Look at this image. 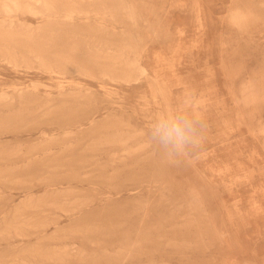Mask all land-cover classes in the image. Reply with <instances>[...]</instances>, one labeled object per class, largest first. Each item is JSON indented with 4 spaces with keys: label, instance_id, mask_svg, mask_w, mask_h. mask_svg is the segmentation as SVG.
Wrapping results in <instances>:
<instances>
[{
    "label": "rangeland",
    "instance_id": "obj_1",
    "mask_svg": "<svg viewBox=\"0 0 264 264\" xmlns=\"http://www.w3.org/2000/svg\"><path fill=\"white\" fill-rule=\"evenodd\" d=\"M49 1L0 12V264H264V0Z\"/></svg>",
    "mask_w": 264,
    "mask_h": 264
},
{
    "label": "clouds",
    "instance_id": "obj_2",
    "mask_svg": "<svg viewBox=\"0 0 264 264\" xmlns=\"http://www.w3.org/2000/svg\"><path fill=\"white\" fill-rule=\"evenodd\" d=\"M191 102V98L186 101ZM206 127L202 113L185 108L157 115L147 134L163 155L175 160L198 152L205 139Z\"/></svg>",
    "mask_w": 264,
    "mask_h": 264
},
{
    "label": "bare ground",
    "instance_id": "obj_3",
    "mask_svg": "<svg viewBox=\"0 0 264 264\" xmlns=\"http://www.w3.org/2000/svg\"><path fill=\"white\" fill-rule=\"evenodd\" d=\"M121 2H125V0H120ZM37 2H39L40 3V7H48V6H52V3L49 1V0H10L9 2H7V0H0V9H1V14L3 13V15L5 16V13L7 14L9 11H11V10H13V11H16L17 9H20L21 11L23 10V11H31V12H38V11H41L40 9H38V7H37V5H36V3ZM131 4V3H130ZM128 5V4H127ZM131 9V8H130ZM22 11V12H23ZM53 11H55V9L53 10ZM72 11H70L69 13H71ZM134 12V11H133ZM43 13V15H45V13L44 12H42ZM73 13V12H72ZM71 18V17H70ZM131 19H132V16L130 17ZM134 19V18H133ZM61 20V19H60ZM128 20V19H127ZM5 21V18H3V19H1L0 20V38H4L5 36H3V35H10V30H8L6 27H5V25L3 24V22ZM10 22V21H9ZM54 22H56V21H54ZM11 23V22H10ZM56 23H58V22H56ZM60 23V25H61V22H59ZM62 23H65V22H62ZM134 23V22H133ZM134 26V25H133ZM57 27H58V25H57ZM60 28V27H59ZM61 29H63V27L61 28ZM196 29V28H195ZM66 30L67 29H65V32H66ZM69 30V29H68ZM70 31V30H69ZM93 31V30H92ZM99 30H97V31H95L96 33L98 32ZM9 32V33H8ZM62 32V31H61ZM64 32V33H65ZM68 32V31H67ZM110 32V31H109ZM106 33V32H105ZM108 33V32H107ZM183 33V32H182ZM125 34V33H124ZM62 35V34H61ZM129 35V34H128ZM56 38V37H55ZM20 39V38H19ZM22 40V39H21ZM0 41H2V40H0ZM51 41V40H50ZM33 42V41H32ZM58 42H61V41H58ZM19 44V43H18ZM53 44V43H52ZM87 44V43H86ZM89 44V43H88ZM98 45H99V43H97ZM5 44H3V43H0V49L2 50V51H4L3 53H5L7 56H9V57H14V54H12V53H10L8 50H6L7 48L4 46ZM31 45V44H30ZM54 45H56V44H54ZM95 45V44H94ZM93 45V46H94ZM59 46V47H58ZM60 46L61 45H58L57 44V47H55V48H60ZM85 46V45H84ZM84 46H82V47H80L79 46V48L80 49H84L85 47ZM86 46H89V45H86ZM21 47H23V46H21ZM64 46H62V48H63ZM76 47H78V46H76ZM95 47V46H94ZM104 47V46H103ZM61 48V49H62ZM75 48V47H74ZM88 48H90V47H88ZM94 49H96L95 51H97V48H94ZM55 50H57V49H55ZM60 50V49H59ZM84 50H86V49H84ZM83 50V51H84ZM92 50V49H91ZM99 50V49H98ZM106 50H107V48H106ZM76 51V50H75ZM89 51H90V49H89ZM62 53H63V50L61 51ZM101 52V51H100ZM98 53H99V51H98ZM57 55H58V53H57ZM120 55H122V54H120ZM25 56V55H24ZM51 56V55H50ZM49 56V57H50ZM123 56V55H122ZM61 57V56H60ZM86 57V56H85ZM54 58V57H53ZM122 58V57H121ZM129 58V57H128ZM12 59V58H11ZM32 59V58H31ZM51 59H52V57H51ZM53 61H54V59H52ZM57 60L58 61H56V63L58 64L57 65V67H59V68H62L63 70H60V72H64V71H66L65 69L66 68H68L69 66H68V61H65V60H62L61 58H57ZM33 63H35L34 61H33ZM128 63V62H127ZM132 63V62H131ZM28 64V63H27ZM43 66H45V69L46 70H48V71H57V69H50V68H54V67H49L48 66V64L45 62V61H43L42 63H41ZM133 66V65H132ZM104 72V71H103ZM105 74V73H104ZM103 76H105V75H103ZM129 81V80H128ZM220 83V82H219ZM61 84V83H60ZM221 84V83H220ZM104 90V89H103ZM42 93V92H41ZM16 95V94H15ZM226 95H227V93H226ZM19 98V97H18ZM28 98H30V97H28ZM28 100V99H27ZM225 136V135H224ZM241 147V146H240ZM256 147V146H255ZM250 149V148H249ZM238 151V150H237ZM240 151V150H239ZM252 152V151H251ZM256 152V151H255ZM232 156H233V154H232ZM251 156V155H250ZM253 157V156H252ZM256 157V156H255ZM235 158V157H234ZM264 158V157H263ZM214 159V158H213ZM233 159V157L231 158V160ZM240 159V158H239ZM236 160V159H235ZM234 161V160H233ZM233 161H230L229 160V162H233ZM223 163V162H222ZM237 163V162H236ZM230 164V163H229ZM238 165H239V162H238ZM245 169V168H244ZM233 170V169H232ZM200 171V170H199ZM261 179V178H260ZM249 186H250V183H249ZM251 194V193H250ZM261 202V201H260Z\"/></svg>",
    "mask_w": 264,
    "mask_h": 264
}]
</instances>
